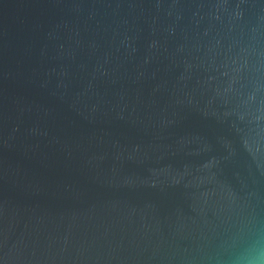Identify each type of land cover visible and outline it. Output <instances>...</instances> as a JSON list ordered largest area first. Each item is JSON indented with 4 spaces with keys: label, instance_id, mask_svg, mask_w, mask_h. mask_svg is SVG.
I'll list each match as a JSON object with an SVG mask.
<instances>
[{
    "label": "water",
    "instance_id": "water-1",
    "mask_svg": "<svg viewBox=\"0 0 264 264\" xmlns=\"http://www.w3.org/2000/svg\"><path fill=\"white\" fill-rule=\"evenodd\" d=\"M264 236V0H0V264H224Z\"/></svg>",
    "mask_w": 264,
    "mask_h": 264
},
{
    "label": "clouds",
    "instance_id": "clouds-1",
    "mask_svg": "<svg viewBox=\"0 0 264 264\" xmlns=\"http://www.w3.org/2000/svg\"><path fill=\"white\" fill-rule=\"evenodd\" d=\"M229 257L224 264H264V236L252 240L241 233L231 242Z\"/></svg>",
    "mask_w": 264,
    "mask_h": 264
}]
</instances>
